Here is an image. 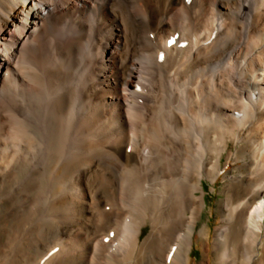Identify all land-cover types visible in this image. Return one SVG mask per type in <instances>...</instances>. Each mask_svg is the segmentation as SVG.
Wrapping results in <instances>:
<instances>
[{
  "label": "bare ground",
  "instance_id": "6f19581e",
  "mask_svg": "<svg viewBox=\"0 0 264 264\" xmlns=\"http://www.w3.org/2000/svg\"><path fill=\"white\" fill-rule=\"evenodd\" d=\"M0 264H264V0H0Z\"/></svg>",
  "mask_w": 264,
  "mask_h": 264
},
{
  "label": "rangeland",
  "instance_id": "374dc122",
  "mask_svg": "<svg viewBox=\"0 0 264 264\" xmlns=\"http://www.w3.org/2000/svg\"><path fill=\"white\" fill-rule=\"evenodd\" d=\"M20 148H21V146H20ZM225 184H226V181L225 182L223 180L222 181H219L218 185H216V189L215 190H212L211 184L208 183V182H205L207 206H206V208L204 210V213H203L202 219L200 221V224L209 222L210 225H213V222H215V220L217 218L216 217V214L214 212L213 217H211L210 214H209V210L211 208L213 209V211L215 210V207L217 205V202L221 198V192L220 191L223 190ZM146 234H147V231H145L143 233V236L142 237H145ZM195 253L198 254V255L200 254V252L198 251V249H195L194 254Z\"/></svg>",
  "mask_w": 264,
  "mask_h": 264
}]
</instances>
